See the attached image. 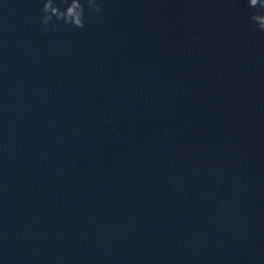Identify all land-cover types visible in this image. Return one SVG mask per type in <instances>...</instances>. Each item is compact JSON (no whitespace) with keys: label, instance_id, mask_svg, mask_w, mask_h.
<instances>
[{"label":"water","instance_id":"water-1","mask_svg":"<svg viewBox=\"0 0 264 264\" xmlns=\"http://www.w3.org/2000/svg\"><path fill=\"white\" fill-rule=\"evenodd\" d=\"M45 2L0 0V264H264L257 9Z\"/></svg>","mask_w":264,"mask_h":264},{"label":"clouds","instance_id":"clouds-1","mask_svg":"<svg viewBox=\"0 0 264 264\" xmlns=\"http://www.w3.org/2000/svg\"><path fill=\"white\" fill-rule=\"evenodd\" d=\"M67 4L66 8H61L56 0H46L41 8V23L47 30L48 26L53 24V20L62 21L64 24L71 25L75 28L83 29L85 27V4L81 0H61ZM88 11L100 12L101 5L97 0H85ZM249 7L257 9L251 19L258 26V31L264 32V0H249Z\"/></svg>","mask_w":264,"mask_h":264}]
</instances>
